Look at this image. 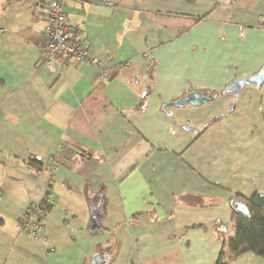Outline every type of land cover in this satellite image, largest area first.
I'll list each match as a JSON object with an SVG mask.
<instances>
[{
  "label": "crops",
  "instance_id": "crops-1",
  "mask_svg": "<svg viewBox=\"0 0 264 264\" xmlns=\"http://www.w3.org/2000/svg\"><path fill=\"white\" fill-rule=\"evenodd\" d=\"M45 1L0 0V264H216L233 201L264 195V82L223 92L264 65V0H62L98 66L54 72ZM190 91L214 100L162 110ZM44 198L39 242L15 226Z\"/></svg>",
  "mask_w": 264,
  "mask_h": 264
},
{
  "label": "trees",
  "instance_id": "trees-1",
  "mask_svg": "<svg viewBox=\"0 0 264 264\" xmlns=\"http://www.w3.org/2000/svg\"><path fill=\"white\" fill-rule=\"evenodd\" d=\"M78 152L82 158L89 157L91 154L85 150L83 151V149ZM34 162L35 160H33ZM96 197L90 203L91 223L93 222L91 225L95 229H99L100 220L104 216L105 198L101 193ZM239 202L244 205L245 214H243V211L238 210L237 203ZM50 207L48 201L44 198L38 203L28 206L23 215H29L28 211L39 213L41 216L37 215L33 220L37 223L42 221L44 225ZM231 209L230 228L233 234L224 240L216 264H230L246 253L264 256V195L254 194L249 198L238 196L237 201H233ZM19 220L20 217L17 222ZM1 225L2 221L0 220Z\"/></svg>",
  "mask_w": 264,
  "mask_h": 264
},
{
  "label": "built area",
  "instance_id": "built-area-1",
  "mask_svg": "<svg viewBox=\"0 0 264 264\" xmlns=\"http://www.w3.org/2000/svg\"><path fill=\"white\" fill-rule=\"evenodd\" d=\"M47 23L44 27L45 43L42 47L40 62L50 71L57 69V58L64 56L77 63L98 66V62L89 55V50L74 36V32L67 21L62 0H46ZM36 204V203H35ZM20 215L16 222V231L29 238L44 242L41 236L43 223L35 222L33 219L41 214L28 211L29 215Z\"/></svg>",
  "mask_w": 264,
  "mask_h": 264
},
{
  "label": "water",
  "instance_id": "water-1",
  "mask_svg": "<svg viewBox=\"0 0 264 264\" xmlns=\"http://www.w3.org/2000/svg\"><path fill=\"white\" fill-rule=\"evenodd\" d=\"M264 82V65L253 75L246 79L242 80H233L225 89L224 93L232 92L235 95H239L241 90L247 86L258 88L261 86ZM214 98L211 95H207L204 92L200 91H190L189 94L180 97L179 99L166 103L162 106V110L164 112H168V110H172L174 108H182L187 105L191 106H200L203 104L211 103L213 102ZM171 114V113H169ZM185 130L189 132H194V130L189 127V125H185ZM237 207L239 211H243V214H245L246 209L244 205L239 202L237 203ZM92 264H106L105 258L102 256H94L92 260Z\"/></svg>",
  "mask_w": 264,
  "mask_h": 264
}]
</instances>
